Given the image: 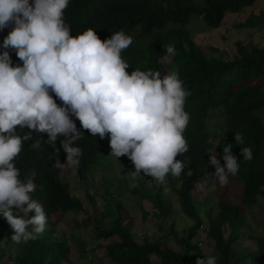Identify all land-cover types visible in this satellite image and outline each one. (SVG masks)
Instances as JSON below:
<instances>
[{
  "label": "trees",
  "instance_id": "16d2710c",
  "mask_svg": "<svg viewBox=\"0 0 264 264\" xmlns=\"http://www.w3.org/2000/svg\"><path fill=\"white\" fill-rule=\"evenodd\" d=\"M257 1L69 0L64 9V21L70 35L76 36L92 28L103 41L110 38L112 33L123 31L132 37V43L120 53L129 66L126 72L131 73L133 69L160 71L163 78L175 71L188 93L184 110L189 115V122L183 134L188 151L176 159L187 158V168L191 169L192 176H185L182 170L180 176L166 174L165 180L178 196L180 211L192 222L178 230L181 228L176 224L174 203L169 194L156 186L150 191L146 190V196L155 207L154 214L159 219L161 234L144 235L139 242L132 232V222L122 213L124 205L120 201H113L110 196L105 200L104 210L88 219L94 224V236L106 241L102 246L111 262L195 264L198 258L208 257L195 242L202 230L214 243L218 264H246L247 259L250 264H264V233L251 237L257 242V247L248 255L239 242L247 239L240 231L245 220L244 207L256 204L259 196L264 197V115L257 113L264 109V86L253 84L255 80H264V47L238 41L237 52L229 59L225 55H216L215 48L209 52L198 46L187 28L192 15L202 17L208 26L220 27L227 12H239ZM241 25H264V12ZM10 30L11 25L0 31V44ZM169 45L174 47V55L166 52ZM8 51L14 64L22 63L15 56V50ZM56 103L59 105L61 101L57 99ZM213 113L219 114L222 122L217 129L210 130L207 120ZM70 119L83 134L75 142L82 154L79 166L74 169L76 176L83 179L97 157L111 152L109 138L107 133L102 139L98 134L94 137L81 128L74 116L70 115ZM27 131V128L17 127L20 136ZM235 133L241 135L242 143L239 145L233 139ZM27 134L30 138L22 141L21 151L14 163L20 170L19 178L34 184L35 191L30 193V198L43 205L45 225L50 227L36 234L35 239L17 244L10 240L13 230L6 218L0 215V264L71 263L68 241L62 236L53 235L59 223L56 216L67 212L75 214L85 208L82 199L71 193L70 183L62 179L59 168L53 166L55 161L65 162L66 153L60 147L63 137L57 139V151L53 152V147L45 143L46 133ZM37 139L40 140V147L33 149L30 145ZM229 143L239 164L237 174L229 176L243 183L241 204L218 200L213 214L210 208L202 213L207 199H197L193 195L192 184L208 172L209 155H216L223 166L222 149ZM241 147L251 149L250 160L242 159ZM132 189L133 195L140 193L138 188ZM86 199L95 201L90 193L86 194ZM34 214L30 210L25 219ZM226 225L230 229L227 236ZM32 227L27 226L28 229ZM153 257L157 263H154Z\"/></svg>",
  "mask_w": 264,
  "mask_h": 264
},
{
  "label": "clouds",
  "instance_id": "9594fccd",
  "mask_svg": "<svg viewBox=\"0 0 264 264\" xmlns=\"http://www.w3.org/2000/svg\"><path fill=\"white\" fill-rule=\"evenodd\" d=\"M68 4L69 0H0V31L11 25L0 44V215L13 230L10 240L17 244L35 239L45 228L46 216L43 205L30 198L34 184L19 178L15 158L22 141L30 138L27 133H46L45 143L53 152L63 137L65 162L55 161L53 166L77 168L82 150L75 142L83 134L70 115L94 137L102 139L107 133L111 155L116 159L126 155L132 161L133 178L142 172L162 182L166 174L176 177L182 170L192 176L187 158L176 159L188 151L183 135L189 122L184 110L188 93L179 74L174 71L161 78L160 71L126 72L129 66L120 53L132 37L118 31L102 41L92 28L70 35L64 21ZM9 49L22 63H13ZM166 52L174 55L175 49L169 45ZM17 127L28 131L20 136ZM233 139L242 143L239 133ZM30 147L39 148L40 140ZM240 152L243 160L252 158L250 148L241 147ZM208 157L214 172L197 180L194 190L206 191L210 180L224 185L238 172L232 144L223 146V166L216 155ZM30 210L35 214L25 219ZM195 264H216V257L198 258Z\"/></svg>",
  "mask_w": 264,
  "mask_h": 264
},
{
  "label": "rangeland",
  "instance_id": "374dc122",
  "mask_svg": "<svg viewBox=\"0 0 264 264\" xmlns=\"http://www.w3.org/2000/svg\"><path fill=\"white\" fill-rule=\"evenodd\" d=\"M196 1L204 3L205 0ZM262 12H264V0H258L253 6L246 7L239 12H227L220 27L208 26L202 17L192 15L187 28L198 46L209 52H213L212 48H215L217 49L216 55H225L230 59L237 52L236 43L238 41L247 45L256 44L264 47V25L249 27L241 25L247 19ZM168 72L169 70L166 73ZM253 84L264 86V80H255ZM257 113L263 116L264 109L257 111ZM221 122L222 118L216 113L209 115L207 120L210 130L217 129ZM131 171H134V165L128 156L121 155L116 159L111 153L97 157L90 164L88 173L83 179H79L75 175L74 169L59 168L63 180L70 182L71 193L82 199L85 208L84 211L75 214L67 212L56 216L59 223L55 229L53 228V235L54 237L62 236L69 243L71 263L67 264H115L106 256V251L102 246L105 245L106 241L94 236V224L88 219L94 215H99L104 210L105 200L110 196L113 201H120L124 205L125 209L122 213L132 222V232L135 233L139 242L142 241L144 235L161 234L158 229L159 219L154 214L155 207L146 196V190L150 191L156 186H160V189H163L171 197L175 208L176 224L178 228H181L178 230H182L192 222L180 211L178 196L171 191L167 181L157 182L151 176H143L142 172L141 175L133 178ZM211 172H214L212 165L208 168V173ZM194 184H192L193 195L197 199L201 197L207 199L205 205L202 206V213L204 209L210 208L213 214L216 211L218 200L241 204L243 183L235 177L228 176L227 183L224 185H218L210 180L207 190L204 192L194 190ZM135 187L140 190V193L133 195L131 190ZM87 193H92L95 201L86 199ZM152 193L154 194V192ZM244 215L245 220L240 231L247 236V239L245 241L239 240V242L242 244L241 248L248 255L251 250L257 247V242L251 237H258L264 233V197L259 196L256 204L245 206ZM106 221L108 222V219ZM80 222L81 224H79ZM48 227L50 226L45 225V228ZM229 230L226 225V236L229 234ZM195 242L202 247L208 256H217L214 243L206 237L202 230L195 238ZM153 258L154 263H157V259ZM216 264H218L217 259ZM246 264H250L249 259H247Z\"/></svg>",
  "mask_w": 264,
  "mask_h": 264
}]
</instances>
